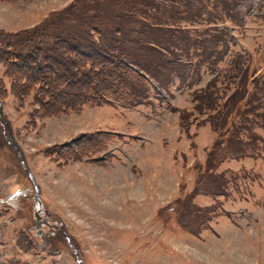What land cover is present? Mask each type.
<instances>
[{"label": "rangeland", "instance_id": "rangeland-1", "mask_svg": "<svg viewBox=\"0 0 264 264\" xmlns=\"http://www.w3.org/2000/svg\"><path fill=\"white\" fill-rule=\"evenodd\" d=\"M76 2L0 0L2 44ZM242 7L245 18L229 32L231 50L248 54L259 75L264 0ZM5 71L0 57V88L7 90L0 95V264H264V144L234 157L223 147L213 164L228 182L224 195L207 193L205 180L195 193L216 135L207 123L181 131L180 112L193 105L186 85L174 80L160 89L148 77L147 94L133 105H86L31 119L30 98L10 93ZM211 77L203 70L193 88ZM98 131L113 137L91 149L86 138ZM83 136L76 150L63 148ZM28 175L41 216L59 222L58 230L43 225L38 232Z\"/></svg>", "mask_w": 264, "mask_h": 264}, {"label": "trees", "instance_id": "trees-1", "mask_svg": "<svg viewBox=\"0 0 264 264\" xmlns=\"http://www.w3.org/2000/svg\"><path fill=\"white\" fill-rule=\"evenodd\" d=\"M254 1L77 0L12 35L13 44H2L5 37H0L5 74L13 81L9 91L21 102L30 98L33 119L77 112L86 105H133L147 94L148 77L160 89L177 80L190 89L193 104L180 112L181 131L187 134L190 125L207 123L216 135L194 192L205 180L210 183L207 193L224 195L228 182L213 164L222 148L234 157L264 144V73L255 75L251 57L231 50L229 33L232 24L245 18L242 6ZM203 70L212 77L193 88ZM6 91L0 88V95ZM86 137L63 148L76 150ZM103 137L111 139L113 133L94 132L86 143L98 145Z\"/></svg>", "mask_w": 264, "mask_h": 264}, {"label": "flooded vegetation", "instance_id": "flooded-vegetation-1", "mask_svg": "<svg viewBox=\"0 0 264 264\" xmlns=\"http://www.w3.org/2000/svg\"><path fill=\"white\" fill-rule=\"evenodd\" d=\"M41 217H42V219H40L39 222L42 224V226L45 225L49 229L50 232H53L55 230L52 227L53 224L50 223L46 217H43V216H41ZM38 232H39V228H38Z\"/></svg>", "mask_w": 264, "mask_h": 264}, {"label": "water", "instance_id": "water-1", "mask_svg": "<svg viewBox=\"0 0 264 264\" xmlns=\"http://www.w3.org/2000/svg\"><path fill=\"white\" fill-rule=\"evenodd\" d=\"M0 116H2V109H1V106H0ZM20 163L22 165V162L20 160ZM33 185H34V188H35V200L38 202V192H37V189H36V186H35V183L33 182ZM39 212L40 210L38 211H35V218L37 219V224H38V219H39Z\"/></svg>", "mask_w": 264, "mask_h": 264}]
</instances>
